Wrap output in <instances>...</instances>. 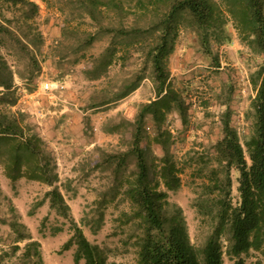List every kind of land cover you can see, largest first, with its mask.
Masks as SVG:
<instances>
[{"label": "rangeland", "instance_id": "obj_1", "mask_svg": "<svg viewBox=\"0 0 264 264\" xmlns=\"http://www.w3.org/2000/svg\"><path fill=\"white\" fill-rule=\"evenodd\" d=\"M31 1L38 5L32 18H26L19 6L0 1V10L10 18L8 25L15 33L38 32L42 39L31 48L37 67L29 64L26 54L11 40H4L1 54L18 73L14 78L18 99L5 109L21 112L25 132L36 133L41 138L43 149L55 162L57 184L69 205L70 218L89 241L107 251V264L133 263L134 237L129 236L131 230L118 219L122 211L129 210V203L123 196V187L108 192L112 177L105 164L99 163L106 152L125 149L130 140V125L116 132L105 129L123 118L132 121L139 105L156 97L151 65L145 60L142 48L152 37L142 34L131 43L129 38L113 37L103 28L121 21L129 27L134 18L135 22L144 24L148 16L136 5L138 0H120L119 12L124 17L120 19L111 6L102 7V28L98 31L97 24L87 14L84 0ZM227 30L230 40L212 45L218 65L202 52L196 34L186 24L179 26L174 48L167 57L169 85L180 93L187 117L182 124L179 115L171 110L164 121L172 133L170 148L180 168V186L167 191V198L181 207L190 237L196 244H202L208 232L206 223L201 222L192 206L195 183L199 182L197 170L202 167L204 174L208 169L206 163L213 158V145L222 136L219 116L225 107L240 139L250 134V103L256 91L252 80L263 64V55L255 46L240 40L231 21ZM89 35L94 38L88 44ZM112 42L117 50L106 74L89 79L84 71ZM139 73L142 78L137 88L125 97L93 106L128 77ZM45 83L49 89L42 88ZM145 127L148 137L144 143H149L156 162L161 150L151 142L153 129L149 117ZM245 156L248 159L246 151ZM133 162L132 157L126 161L128 169H133ZM237 176V170L232 169L233 204L239 200ZM159 188L164 186L161 184ZM47 189L42 181L26 177L10 180L0 165V264H75L74 248L61 249L72 231L69 220L49 209L47 201L36 205ZM31 241L38 244L26 250ZM221 241L223 264H255L264 260V250L254 249L230 258L225 253L227 241L224 238Z\"/></svg>", "mask_w": 264, "mask_h": 264}, {"label": "trees", "instance_id": "obj_2", "mask_svg": "<svg viewBox=\"0 0 264 264\" xmlns=\"http://www.w3.org/2000/svg\"><path fill=\"white\" fill-rule=\"evenodd\" d=\"M0 1L19 6L26 18H32L38 11V5L31 0ZM84 1L87 14L97 24L98 31L102 28V7L111 6L120 19L124 17L119 12L122 10L120 0ZM136 5L144 10V16H148L147 23L140 24L134 18L129 27L121 21L103 29L113 37L129 38L131 43L142 34L152 37V41L142 48L145 60L151 65L156 97L141 103L132 121L123 118L105 129L116 132L120 127L130 125V140L125 149L106 152L104 160L99 163L105 164L104 168L109 169L112 177L108 192H116L123 187V196L129 203V210L122 211L118 216L121 224L131 230L132 235L129 236L134 237L136 259L129 264H223L222 238L227 241L225 253L230 258L250 249L264 250V0H220V3L215 0H138ZM229 21L240 40L255 46L263 55V64L255 71L252 80L256 91L250 103V134L240 139L231 125L228 107H225L219 116L222 136L213 145V158L206 163L208 169L204 174L201 173L202 167L197 170L199 182L195 183L192 206L201 217V222L206 223L208 232L202 244H196L190 237L181 207L170 203L167 198V191L180 186V168L170 148L172 133L164 126V121L171 110L179 115L182 124L187 121L183 99L169 85L167 57L174 48L179 26L186 24L196 34L202 52L218 65L212 45L230 40L227 30ZM10 22V18L0 10V165L12 181L26 177L42 181L49 187L36 205L47 201L49 209L69 220L72 231L61 249L74 248L72 258L75 264L80 261L83 264H107V251L89 241L82 228L70 218L69 205L57 184L59 176L55 162L43 149L41 138L36 133L25 132L21 125V112L5 109L18 99L14 82L18 73L1 54L4 40H11L26 54L29 64L35 67L38 64L31 48L42 41L38 32L27 31L18 35L9 27ZM87 38L89 44L94 37L89 35ZM116 50L112 42L93 59L91 67L84 71L86 76L89 79L104 76ZM141 78V73L131 75L93 106L125 97L137 88ZM148 117L153 129L151 142L161 150L156 162L149 143H144L148 137L145 127ZM130 157L134 161L131 170L126 163ZM232 169L238 172L239 200L236 204L231 200ZM161 184L164 189L159 188ZM101 194L103 203L104 192ZM37 244V241H31L26 250ZM255 264H264V260Z\"/></svg>", "mask_w": 264, "mask_h": 264}, {"label": "built area", "instance_id": "obj_3", "mask_svg": "<svg viewBox=\"0 0 264 264\" xmlns=\"http://www.w3.org/2000/svg\"><path fill=\"white\" fill-rule=\"evenodd\" d=\"M42 88L43 89H49L50 87H49L48 83H45Z\"/></svg>", "mask_w": 264, "mask_h": 264}]
</instances>
